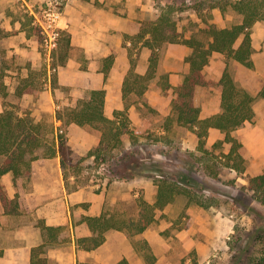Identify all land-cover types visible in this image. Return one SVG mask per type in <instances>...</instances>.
Here are the masks:
<instances>
[{
    "label": "rangeland",
    "instance_id": "rangeland-1",
    "mask_svg": "<svg viewBox=\"0 0 264 264\" xmlns=\"http://www.w3.org/2000/svg\"><path fill=\"white\" fill-rule=\"evenodd\" d=\"M74 1L0 0V16L4 21L11 17L20 18L34 29L45 62L38 69L30 67L29 74L25 76L35 78L30 86L34 91L32 94L23 96L9 91L5 96L1 89L0 94L6 108L13 107L22 115L42 121L44 129L53 134L49 145L37 150L38 157L31 161L25 172L21 175L8 172L0 179L11 196L18 191L21 202L20 212L11 214L5 211L0 198V264H29L30 246L42 237L39 221L48 217L53 221H64L65 225L61 241L57 245H48L47 252L42 254L47 264H88L91 261L114 264L122 257H127L131 264H148L149 260L137 240L140 235L131 237L124 231L110 230L100 248L88 251L80 247L77 237L86 229L79 220L87 202L75 203L71 195L80 192L88 197L90 191L104 197L105 210L121 217H137L139 199L144 197L153 203L157 181L163 177L176 178L199 193L212 196L216 202L204 207L188 204L185 197H178L164 209H158L156 220L141 234L154 250V264H248L263 247L256 239L258 233L262 232L264 236V203L248 188L249 177L264 172V96L259 95L264 88V21L257 22L252 28L256 44L255 66L247 67L217 52L205 68L210 83L199 86L196 92V103L202 116L221 111L219 80L228 67L236 81L256 96L253 119L245 121L233 132L241 143L239 152L244 157V171L239 172L228 164L225 154L230 151V143L216 145L225 137L223 131L212 128L206 149H200L195 131L180 125L175 119L171 102L176 87L190 66L186 60L190 48L182 42H169L158 50L159 74L169 72L172 86L167 89L153 86L143 96L130 95L125 100V113L118 117L128 118L124 142L114 151L113 158L96 165L92 162L93 157H88V152L100 141L99 130L66 122L67 110L77 104L76 97L88 91L84 81L92 72L89 68L91 59L81 48L75 47L73 57L81 62L79 71L85 74L84 77L79 73L76 82L56 81L63 70V65L58 62L65 50L62 43L68 31L60 27L59 44L52 49V58L49 59L47 36L41 25L36 23L34 14L41 16L44 9L52 4L61 9L64 16L67 6ZM82 1L90 3L94 10L105 8V3L116 9H125L126 20L135 19V29L142 27L146 20H155L162 12L161 6L173 4L176 8L174 16L183 37L200 34L206 25L203 16L208 12L212 14L209 19L219 26L242 21V15L231 7L228 0H220L227 6L224 11L219 6L210 9L209 0ZM4 34L1 29L0 36ZM134 34L125 32L122 47L127 49L131 64L134 62L136 69L144 71L151 49L134 46L130 41ZM100 51H94L93 66L99 64L101 68ZM114 53L117 55L116 51ZM11 58L8 49L0 45V74L3 77L4 69L12 63ZM53 67H57L56 71H52ZM19 79L14 83L20 88L25 80ZM120 110L115 108L114 118ZM60 139H65L69 145L74 163L79 162L83 166L78 176L73 175L71 179L65 177L60 153L52 152ZM63 201L67 206L65 212L53 208H64Z\"/></svg>",
    "mask_w": 264,
    "mask_h": 264
},
{
    "label": "trees",
    "instance_id": "trees-1",
    "mask_svg": "<svg viewBox=\"0 0 264 264\" xmlns=\"http://www.w3.org/2000/svg\"><path fill=\"white\" fill-rule=\"evenodd\" d=\"M228 1H230L231 7L242 15L241 22L230 26H219L209 19L208 16H212V14L208 12L203 16L206 25L201 29V33L193 34L190 37L182 36L174 16L176 8L173 4L161 6L162 12L155 20L144 21L140 32L132 38L135 44L142 42L143 45L152 49L150 62L145 72H138L135 63H132L124 80L123 95L128 97L135 93L143 96L154 82L163 89L170 88L172 83L169 72L159 74L158 71L160 57L158 50L169 42L186 44L191 48V52L186 56L190 67L184 75L182 83L176 87L175 96L171 102L175 119L180 125L195 131L200 149H206L211 128H219L223 131L225 137L216 145L224 142L230 143V151L225 154L228 164L242 172L245 170V166L243 164L244 157L239 152L241 143L233 135V132L245 121L253 119L256 96L246 87L240 85L230 69L226 67L219 80L221 111L203 117L201 108L196 103L198 87L210 83L205 68L215 52L239 61L247 67L255 66L252 28L257 22L264 21V0ZM208 3L210 9L218 6L223 11L227 9V6L222 5L220 0H209ZM69 41L68 37L63 40L65 49H63L65 52H63V57L67 54ZM1 78L2 75H0ZM0 89L6 96L8 92L2 80H0ZM106 95V89H92L87 95L79 98L77 104L70 107L66 113L67 124L74 122L99 130L100 143L88 152V157H93L92 162L96 165H102L115 156L114 151L123 144L124 133L129 124L127 116L118 118L119 114L124 115L125 110L118 111L116 118H110L106 114ZM259 95L264 96V88ZM51 139H53V134L51 135L44 129L42 121H36L30 115H22L13 107L0 112V179L9 171L15 175H21L30 166L31 161L38 157L37 150L49 145ZM52 152L60 153L67 179L73 175L78 176L83 166H80L79 162L74 163L71 149L65 139H60L58 147H54ZM157 184L156 199L153 203L144 197L139 199L140 210L137 217H120L107 211L100 216L88 217L93 234L89 238L80 239L79 242L83 243L87 249L96 248L105 241L109 229L124 230L131 237L140 235L137 239L140 248L149 260L148 264H154L156 260L154 250L149 240L141 237V234L156 220L157 210L164 209L178 197H185L188 204H198L204 207H210L216 202L212 196L201 194L176 178L163 177L158 179ZM248 188L254 191L257 198L264 203V172L250 176ZM0 198L7 212H18L20 209L19 197L11 198L1 180ZM44 227L49 238L55 239H57L55 231L62 229V227L48 225ZM256 239L261 241L263 247L250 258L248 264H264L263 233L259 232ZM47 246L46 243L33 248L30 264H47V259L41 256L47 252ZM115 264H131V262L127 257H123Z\"/></svg>",
    "mask_w": 264,
    "mask_h": 264
},
{
    "label": "crops",
    "instance_id": "crops-1",
    "mask_svg": "<svg viewBox=\"0 0 264 264\" xmlns=\"http://www.w3.org/2000/svg\"><path fill=\"white\" fill-rule=\"evenodd\" d=\"M107 5L108 4L105 3V8L94 10L91 9L90 3L88 2L84 3L82 0H75L74 2H72L67 6L66 13L61 20L62 22L61 26L68 31L66 37L70 39L69 41L70 44L66 51L67 54L65 55V57H63L62 54L60 62H58L59 65H63L62 66L63 70L61 72V75L56 78V81L58 80L61 83H73L74 81L76 82L79 73L80 75H82V77H84L85 74L79 71L81 62L73 57L74 50L76 49L75 47H77V49L81 48L85 52V55H87V57L91 59V61L89 62L90 63L89 68L92 69V72H89L91 76L88 75L87 79L84 81L85 84L84 86L88 88V91H86L83 96L78 95L76 97V101L78 102L79 98H82L85 95H87V93L92 89H102V88L106 89L107 95L105 101L106 102L105 111L110 118H114L113 112L115 108L126 110L127 105L125 104V100L130 97V96L124 97L123 95L124 80L128 71L132 66L129 59V55L127 53V49H124L122 47L123 37L125 32L135 33L133 36H136L140 32L142 27L140 26L139 28L138 26V28L135 29L134 28V26L136 25L135 19L128 18L126 20V17L124 15L125 9L120 10L119 8L116 9L115 6H111V5L107 6ZM122 12L123 14H121ZM0 22L1 25L3 26V28L2 26H0V31L1 29H3L5 32L4 34L5 36H0V41H1L0 45L4 48H7L8 51L10 52V55L13 57L11 58L12 61L11 65L7 66L4 69L7 72V73L5 72L4 77L2 74H0L2 75V81L6 85L7 92L10 91L11 94L15 92L20 93L23 96H26L27 94H32L34 91L30 86L33 85L32 83L35 81V78L33 76L31 78L25 76L29 74L30 67L33 69H38L39 67H42L45 63L43 54L39 49L37 38L34 35L35 31L29 25V23H27L26 21H22L20 18L15 19L14 17H11L10 19H6V21H4L0 16ZM131 28L133 29L130 30ZM254 36L255 35L253 34V45L255 47L256 44H255ZM132 37L130 38V41L131 43H133L134 46L138 45L140 47L142 46V47L150 48L147 45H143L142 42H138V44H135V42H133ZM129 48L132 49L131 46H129ZM98 49L101 50L100 51L101 56H99L100 58H102V62H100V64H102L101 68L99 64L93 66V62L95 61L94 51ZM114 51L117 52V55L114 53ZM190 52H191V48H190ZM151 53H152V49L148 57V62H150ZM253 59H254V53H253ZM147 68L144 71H140L138 69L136 70L138 72H145ZM19 77L20 79L24 78L25 80L24 82L25 84H23V86L20 88L18 84L14 83L16 80L19 79ZM7 86L9 87V90ZM80 86H82V84ZM153 86H157L156 82L152 83L150 88ZM148 90L146 91V93L148 92ZM131 95H136L140 97V95L135 93ZM4 102H5L4 98L0 94V112L4 111L7 107V105ZM99 143L100 141L98 142V144ZM60 164L62 166L61 161ZM65 184H64V188L66 187ZM16 192L17 193L14 196H11L7 191L8 195L11 198H14L18 195V191ZM88 193H87L88 197H85L84 193L75 192L71 195V198L75 200V203L87 202V204H85L86 208H84L85 211L83 212V214H81L79 220L80 221L79 223L84 224L86 231L85 233L78 235L77 238L79 239L77 241V244L80 247L84 248L85 250L89 251L103 246L107 239V234L110 230H120V229H115V228L109 229L106 233L105 241L96 248L87 249L84 247L83 243L81 244L79 242L80 239L89 238L93 234V231L87 219L88 217L100 216L101 214H103V212L106 211L110 212L109 210H105V208H103L104 197L102 198V196L96 195L95 193H91L90 191ZM64 205H65L64 208H59V207L56 208V206H53V208L57 209L58 212H65L67 208L65 202ZM20 208H21V202H20ZM20 210L21 209H19L18 212H13V213L8 212V213L16 214L19 213ZM110 213H114V212H110ZM114 214L118 215V213H114ZM51 218L52 217H48L47 219L45 218L46 220L44 218H41V220L39 221L40 223L39 225L42 231V237L39 241L32 243L30 246L31 254H30L29 264L31 262L32 250L34 247L43 246L46 243L50 246H53L55 244L57 245L59 241H61V235L63 232V226L65 225V222L60 220L53 221ZM45 225L62 227L60 231L57 230L55 231L57 233V239L49 238V235L45 233L46 230L44 227ZM120 231H124V230H120ZM90 263L104 264L94 261H91Z\"/></svg>",
    "mask_w": 264,
    "mask_h": 264
},
{
    "label": "built area",
    "instance_id": "built-area-1",
    "mask_svg": "<svg viewBox=\"0 0 264 264\" xmlns=\"http://www.w3.org/2000/svg\"><path fill=\"white\" fill-rule=\"evenodd\" d=\"M37 21L36 23L41 25L43 32L47 36L48 47L50 49L49 59L52 58V49L56 48L59 44L60 38V27H61V18L63 16V12L61 9L55 7L50 4L48 7L44 9L43 14L40 16L36 14ZM52 71H56L57 67L51 68Z\"/></svg>",
    "mask_w": 264,
    "mask_h": 264
}]
</instances>
